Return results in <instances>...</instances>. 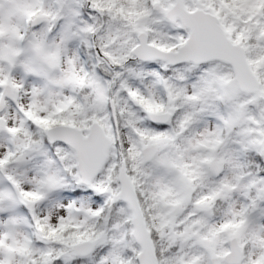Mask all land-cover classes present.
<instances>
[{
	"label": "snow or ice",
	"instance_id": "snow-or-ice-1",
	"mask_svg": "<svg viewBox=\"0 0 264 264\" xmlns=\"http://www.w3.org/2000/svg\"><path fill=\"white\" fill-rule=\"evenodd\" d=\"M0 264H264V0H0Z\"/></svg>",
	"mask_w": 264,
	"mask_h": 264
}]
</instances>
